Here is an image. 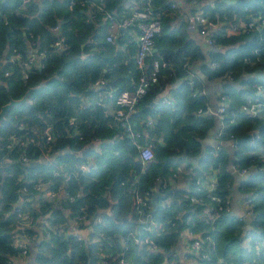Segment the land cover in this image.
Masks as SVG:
<instances>
[{
    "label": "trees",
    "instance_id": "1",
    "mask_svg": "<svg viewBox=\"0 0 264 264\" xmlns=\"http://www.w3.org/2000/svg\"><path fill=\"white\" fill-rule=\"evenodd\" d=\"M68 1L44 0L39 5L28 0L26 5L35 14L25 18L21 14L29 15L30 11L19 8L21 0H0V57L7 58L12 48L25 54L23 39L33 50L46 53L40 64L25 68V79L19 66H12L8 77L0 76V105L9 96L19 98L26 86L44 80L40 88L30 92L28 102L11 107L0 122V264L14 255L13 236L18 231V221L23 220L33 229L21 231L34 234L30 264H120V256L128 264H163L162 249L175 244L184 228L205 231L210 237L204 246L209 258L201 264H264V106L253 117L237 113L235 123L226 126L224 145L215 158L207 152L210 146H206L205 154L193 161L201 169H206L209 162L215 165L214 193L220 197L221 209H216L217 203L205 198L204 191L196 190L189 179L175 191L177 202L166 205L155 197L152 215L162 225L144 231L139 221L144 213L132 201L133 190L146 200L145 192L156 177L167 178L181 159L191 162L202 147L207 129L214 128L212 116L195 114L206 104V96L199 94L201 89L206 90L200 74L209 82L237 80L212 89L213 95L216 91L226 95L230 109L254 97L252 82L264 84V75H253L257 68L264 72V32L234 30L230 26L246 22L257 13L264 18V0H73L70 8ZM190 1L206 17L218 21L211 30L213 43L209 49L202 40L199 44L189 37L188 32L195 33V28L188 27L185 17L194 8L185 10L182 5ZM147 5L159 17L151 56L162 60L165 67L158 71L156 82L135 103L128 118L138 129L143 120L152 118L150 126H143L147 136L141 140L151 143L153 159L141 169L135 146L112 119L116 93L132 87L139 74L134 55L127 59L121 47L128 40L135 43L130 33L136 35V31L133 26L122 27L113 42L106 40L110 30L104 35L102 31L128 17L132 9ZM55 23L59 25L57 33L63 37L59 49L50 47L56 34L46 27ZM189 68L195 76L191 85H186ZM241 74L245 77L238 79ZM100 79L107 91L104 106L94 88ZM163 90L169 94L168 102L154 99ZM192 91L197 94L191 96ZM108 105L112 112L107 111ZM69 117L75 128L68 123ZM45 127L52 134L48 142L44 140ZM251 129H256L257 134L252 144L229 147L228 133L238 137ZM10 136L20 139L21 145L15 141L6 147ZM92 141H98L97 149L90 147ZM22 153L27 162L20 160ZM228 160L246 167L244 175H233L227 167ZM82 162L86 167L80 170ZM53 169L57 175H53ZM65 173L69 174L67 180ZM39 179L51 181L59 192L66 187L69 192L79 189L80 195L72 201L64 194L58 200L47 199L32 187ZM231 189L242 199L250 198L251 212L243 220L226 209ZM20 195L29 197L21 204V212L31 216L30 222L8 212ZM189 195L200 200L190 201ZM80 213L84 218L78 225L87 221L90 226L85 244L68 233L69 223L77 221ZM37 218L42 221L34 229ZM247 223L249 227H245ZM44 230H48V236ZM129 232L149 236L156 249L134 243Z\"/></svg>",
    "mask_w": 264,
    "mask_h": 264
},
{
    "label": "built area",
    "instance_id": "2",
    "mask_svg": "<svg viewBox=\"0 0 264 264\" xmlns=\"http://www.w3.org/2000/svg\"><path fill=\"white\" fill-rule=\"evenodd\" d=\"M73 0H69L67 6L70 8L72 6ZM99 10H102L98 7ZM110 18V15H105ZM157 13H152L149 6H144L142 8H134L130 11L128 17H123L120 21H115L112 23V29L106 35V40L113 42L116 38L115 28L119 27H127L133 26L136 31V35L134 37V41L136 43L135 53H134V61L135 65L138 69V76L136 81L132 84V87L129 89H123L116 93L114 97V111L112 114V119L115 124L120 127L129 137L135 149L137 150V159L141 164V169H144L148 166L149 162L153 159V149L150 142H144L141 138L146 137V131L143 126H150L152 123V118L147 117L140 125V129L134 127L129 121V114L132 111L133 106L139 100V98L145 94L146 90L151 84H154L157 80L158 71L165 67V63L151 56L152 47L154 45L155 34L159 32V19ZM185 21L188 27H194L195 33L200 36L204 46L206 48H210L212 46V36L211 30L215 28L218 24V21L211 20L206 17L199 9H195L189 12ZM234 30H259L264 32V18L261 17L260 14H255L246 22L241 23H231L230 25ZM50 29L53 30L56 34V37L51 42L50 47L52 49H59L61 47V43L63 37L57 33L58 26L52 25ZM46 56L44 50H28L25 54H22L18 49L12 48L11 53L7 58L0 60V76L8 77L11 74L12 66H19L21 69V77L25 79L28 74L25 68L30 65L40 64V60H43ZM7 64V65H6ZM262 78V77H261ZM191 79H185V84L191 85ZM104 81L101 79L99 81H95V84L102 85ZM251 86L253 87L254 97L247 98L244 103H241L238 108L230 109L226 105L225 94L220 92L218 94V101L216 102L215 108L212 110L210 104L206 102L205 107L197 108L195 111L196 115H209L214 116L216 119V125L213 128V131L210 135L211 138V146L208 149V153L212 157L217 156V152L221 150L224 145V132L226 126L233 125L235 123V118L237 113H243L247 117H253L255 114L264 106V84L261 81L252 82ZM191 96L196 95L195 91L190 92ZM199 94L204 95L205 90H201ZM170 98L163 97L162 102H168ZM224 100V101H223ZM68 123L75 128V122L72 117H69ZM44 140L48 142L51 139V132L48 127H45L43 130ZM256 131L253 134V137H256ZM229 141V147L236 148L238 143L235 141V136L232 133L227 134ZM18 142L21 145V140L10 136L8 142L5 143L6 147H10L11 143ZM205 154V150L204 153ZM202 154V155H203ZM20 160L23 162H27L28 158L24 155V153L20 154ZM264 163V159L262 160ZM86 164L82 162L79 164V169H85ZM215 165L212 162L207 164L206 169H201V167L196 166L195 162H185L179 161L176 163L174 169L171 171L170 175L167 178L156 177L155 183L151 186L148 192H145V199L136 193L135 190L132 192V201L134 206L137 208L139 212L144 213V217H139V221L141 223V228L144 231H150L153 227H158L162 225V222H156L154 216L152 215V207H155V203H153L154 198L157 195H161L166 197V202L164 204L168 205L173 202H177L174 196L170 195L167 192L168 186L175 179L179 177L187 178V180H191L194 188L196 190L202 189L204 191L205 198L211 201H215L217 203L216 209H221V204L219 203L220 197L214 193L217 187V179L214 176L215 169L213 168ZM53 175H57L58 172L56 169H53ZM213 171L214 173H209ZM230 171L235 176H243L246 172V167L234 165L231 163ZM64 179H69V174H64ZM36 191L40 193L41 196L46 197L47 199H54L57 196V191L52 187L51 181H44L42 179L34 182L32 186ZM70 188L66 187V190L63 191L64 196L67 200L72 201L77 196L80 195L79 189H76L74 192H69ZM21 191H26L25 186L21 188ZM29 197L26 195H20L17 205H13L11 209L15 212L16 216L26 218L30 221V215H24L21 212V204H25ZM150 198V201H149ZM188 199L190 201H199L200 198H196L194 195H189ZM229 201L225 200L227 204V210H229ZM249 196H245L242 200L243 212L241 215L237 216L238 220H243L247 217L251 209L249 208ZM82 209V208H81ZM83 213H80L77 216V221L83 219ZM99 218V215L96 216ZM77 221H71L68 228L70 230L71 235L79 242H84L85 239L79 235L77 232ZM171 224V223H170ZM183 232V233H182ZM183 236H187L182 249L174 248L175 244L172 245V248L162 249L164 253V261L163 264H201L204 260L208 259L209 256L204 251V246L210 242L209 235L202 230L193 232L189 229L184 228L182 230ZM178 235L180 238L181 236ZM44 234L46 236L49 235L48 230H44ZM134 243H145V245L149 249H156V245L152 238L149 236L141 237L136 233L129 232L128 233ZM178 243V242H177ZM13 246L15 248L14 255H9L5 258V264H15L16 256H25L28 251V243L23 240H15L13 239ZM175 249V250H173ZM122 254V253H121ZM118 262L120 264H128L125 263L122 256L119 257Z\"/></svg>",
    "mask_w": 264,
    "mask_h": 264
},
{
    "label": "crops",
    "instance_id": "3",
    "mask_svg": "<svg viewBox=\"0 0 264 264\" xmlns=\"http://www.w3.org/2000/svg\"><path fill=\"white\" fill-rule=\"evenodd\" d=\"M28 0H21V4L19 5V8L21 9V10H28V11H30V14L29 15H26V13L24 12V13H22L21 14V17H32V16H34V14H35V11L33 12L32 11V9H31V6H27L26 5V2H27ZM33 1H35L36 2V4H39L40 5V3H42L44 0H33ZM189 6H193V8H194V10L196 9V6L197 5H194V2H189V4L187 5L186 3H185V5H182V8L183 9H187V7H189ZM88 9H86V11H87ZM54 25V24H53ZM55 25H57L58 27H59V25H58V23H55ZM47 28H50L49 26H46ZM122 27H119V26H117L116 28H115V31L116 32H118L120 29H121ZM112 28H111V26H110V28L108 29H104L103 31H102V35H104L105 33H106V31L107 30H111ZM54 32V31H53ZM191 32V31H190ZM188 32V34H189V37L190 38H192L194 41H196L197 43H199V44H201V39H200V36L198 35V34H196V33H194V32ZM22 33H23V35H24V31H22ZM118 35H119V33H118ZM130 35H131V37L134 39V37H135V35H134V33H132V31H131V33H130ZM44 38V37H43ZM121 38V37H120ZM24 40V43L26 44V49H27V51L28 50H30V49H32L31 47H30V45L27 43V40H25V39H23ZM37 42H39V40H37ZM41 42L43 43V45L45 44H47V42H45V40L44 39H42L41 40ZM40 42V43H41ZM87 44H88V42H87ZM29 46V47H28ZM92 47H93V45H92ZM97 46H94L93 48H96ZM121 47L122 48H124L125 49V51H124V56H126V58L127 59H129L130 60V58L134 55V53H135V43L134 42H132V41H129L128 40V42H123L122 43V45H121ZM33 50V49H32ZM155 50V47L153 46L152 47V51H154ZM3 57V56H2ZM2 57H0V60H2V59H4V58H2ZM127 59L125 60V61H127ZM188 75L186 76V78L185 79H191V81H192V78H193V76H195V72H194V70H191L190 68H189V70H188ZM126 76V74H124V76L123 77H125ZM114 80H117V78H113ZM40 80H42V79H40ZM39 80V81H40ZM39 81L37 82V83H35V84H33V85H36V84H38L39 83ZM185 82V81H184ZM33 85H28V86H33ZM187 85V84H186ZM95 89H97L98 90V92H97V94H96V96H98V100H99V102L101 103V104H103V106L105 105V103H103V101L105 100V98L106 97H104V94H106V90H104V88L101 86V85H99V84H97L95 87H94ZM108 90H110V89H108ZM202 90V89H201ZM200 90V91H201ZM89 91H91V90H89ZM23 93V92H22ZM220 92L219 91H216L215 92V95H213L212 97H209V96H207L206 94H204V96H206V102L207 103H209L210 105H216V100H215V96L217 95L218 96V94H219ZM167 95H169V94H167ZM167 95H166V91L165 90H163V91H161L160 93H158L156 96H155V98L154 99H157V98H163V97H167ZM169 97V96H168ZM27 99H28V96H27ZM85 99H86V97H85ZM28 102V101H27ZM107 111L108 112H112V107L110 106V105H108V107H107ZM105 113H106V110H105ZM214 119V118H213ZM109 123L107 122V125H108ZM255 131H256V129H251V130H247V131H245L244 132V134L245 133H251V134H254L255 133ZM242 136V135H241ZM204 137V136H203ZM253 136L250 138V140H249V143H247V144H252V140H253ZM203 139V138H202ZM209 139L211 140V138L209 137ZM210 140H208V142L206 143V145L204 146V148L206 147V146H211V142H210ZM89 145H90V147L91 148H95V149H97L98 148V145H99V143H98V141H92V142H90L89 143ZM225 146H228V144H226L225 143ZM202 148V147H201ZM201 148L199 149V151H198V154L200 153V150H201ZM94 150V149H93ZM205 150V149H204ZM197 154V155H198ZM182 161H183V159H181ZM185 161V160H184ZM194 160H192L191 162H193ZM209 173H211V174H213L214 172L213 171H210ZM188 181L189 180H187V178H183V177H179V178H177V179H175V181L174 182H172L171 184H170V186H168V188H167V192L170 190V189H173V193H172V196H174V194H175V191L177 190V189H179V188H182L184 185H185V183H188ZM60 190V189H59ZM59 190L57 191V196L54 198V200H58V198H59V196L60 195H62L63 194V190L62 191H60L61 192V194H60V192H59ZM171 195V194H170ZM63 196V195H62ZM157 197H159V198H161L162 199V202L163 203H165L166 202V197H165V195L164 196H160V195H157ZM233 198L234 197V200H233V203L230 205V203H229V210H230V212L231 213H233V214H235V216H238V215H241L242 214V212H243V206H242V197H240L239 196V194H235L234 193V191L231 189V191L229 192V198ZM175 198V197H174ZM231 198H230V200H231ZM176 199V198H175ZM177 200V199H176ZM149 201H150V198H149ZM17 202H18V200L15 202V203H13V204H11V206H9V210H8V212L10 213H13V210L11 209L12 207H14L15 205H17ZM153 203H155V205H156V202H155V198H154V200H153ZM14 205V206H13ZM155 208V207H154ZM154 208L152 207V210H154ZM13 214H15V212L13 213ZM30 221H31V219H30ZM29 221V222H30ZM42 221V219L41 218H37V220L36 221H34L33 222V227H34V229L36 228V225L38 224V223H40ZM80 221V220H79ZM79 221H77V232L79 233V235L81 236V237H83L84 239L86 238L85 237V235L88 233V231H89V229H90V226H89V224L87 223V221H85V222H81V224L80 225H78L79 224ZM18 224L19 225H17V229H18V231H16L15 232V234H14V236H13V239L15 240V238H16V240H19V239H23V240H25L27 243H28V245H29V251H28V253L25 255V256H16L15 257V264H30L31 263V261L32 260H29L28 259V256H30V253L31 252H33L32 251V249H35V244H34V242L32 241L33 240V237H34V234L33 233H28V232H25V231H21V229H26V227H30L31 228V225H29V223H26V221L24 222V220L23 221H18ZM70 224V223H69ZM244 224L245 223H243V226H244ZM246 227V226H245ZM31 229H33V228H31ZM68 233H70V230H69V228H68ZM183 233V232H182ZM181 233V236H180V238L176 241V243H175V246H174V248H176V249H182V247H183V244H184V242H185V240H186V238H187V236H183V234ZM35 236H36V234H35ZM38 236V235H37ZM178 242V243H177ZM84 244L86 243V239H85V241L83 242ZM122 243H124V242H122ZM171 248H172V246H171ZM173 250H175V249H173ZM243 264H247V262L246 263H243Z\"/></svg>",
    "mask_w": 264,
    "mask_h": 264
},
{
    "label": "water",
    "instance_id": "4",
    "mask_svg": "<svg viewBox=\"0 0 264 264\" xmlns=\"http://www.w3.org/2000/svg\"><path fill=\"white\" fill-rule=\"evenodd\" d=\"M223 1L229 3V2H234L235 0H223ZM6 50H7V48H4L3 49L4 52ZM253 75L255 77H257V78H261L264 75V72L261 69L257 68V69H255L253 71ZM200 77H201L202 81L204 82V86H205V89H206L205 90V94L207 96H209V97H212L213 96V93H212V89L213 88H219L221 86V84H223L224 82H231V83H233V82L237 81V80H230L229 78H225V79L220 80V81H217V82H209V81L206 80V78H205V76L203 74H200ZM243 77H245V74H241L238 79L243 78ZM43 81L44 80H40L38 84L33 85V86H26L25 90L23 91V93L20 95L19 98H12V97L9 96L8 99H7V101L5 103H3V104L0 105V122L5 119V113L11 107L18 106V105H20L22 103H26L28 101L27 96H29L30 92L33 91V90H36V89L40 88L41 85L43 84ZM210 106H211L210 108L213 110L216 105H210ZM213 118H214V116H213ZM215 125H216V119H214V127H215ZM212 131H213V127H210L205 132V135H204V137L202 139V148L200 150V153L198 155H196L194 158H192L193 160H195L198 157L202 156V154L204 153V149H205L204 146L206 145V143L208 142V140H210L209 137H210ZM252 136H253V134L247 132V133L243 134L242 136L236 137L235 138V141L238 144H247V143H249V140H250V138ZM210 142L212 143L211 140H210ZM231 163H232V160H228L227 167L229 169H230ZM168 193L172 195L173 189H170L168 191ZM233 200L234 199L231 198V200L229 201L230 205L233 203ZM246 227H249V224L248 223L246 224ZM37 234H38L37 240H39L41 238V232L38 231ZM33 254H34V252H31L30 253V256H28V259L29 260H32Z\"/></svg>",
    "mask_w": 264,
    "mask_h": 264
}]
</instances>
